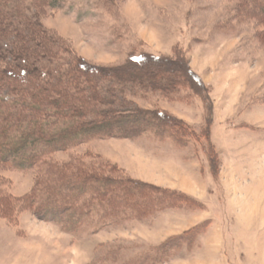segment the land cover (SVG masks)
Returning <instances> with one entry per match:
<instances>
[{"label":"rangeland","instance_id":"1","mask_svg":"<svg viewBox=\"0 0 264 264\" xmlns=\"http://www.w3.org/2000/svg\"><path fill=\"white\" fill-rule=\"evenodd\" d=\"M48 1L6 0L39 21L42 51L55 50L66 66L170 58L203 87L124 90L125 107L166 114L179 128L91 139L30 170L0 169V264H140L161 247L158 264H264V19L248 9L264 0H58L56 9ZM49 161L155 186L168 201L66 232L15 202L33 193Z\"/></svg>","mask_w":264,"mask_h":264},{"label":"trees","instance_id":"2","mask_svg":"<svg viewBox=\"0 0 264 264\" xmlns=\"http://www.w3.org/2000/svg\"><path fill=\"white\" fill-rule=\"evenodd\" d=\"M256 3L248 9L264 19V2ZM47 6L56 9L59 2L51 0ZM18 9L0 0V42L12 45L0 46V169L30 170L46 156L91 139H137L152 128H179L166 114L125 107L124 90L138 88L169 96L189 82L203 87L183 62L170 58L140 55L114 68L93 69L80 61L66 66L55 50L42 51L47 42L42 25L33 22L35 17L19 16ZM96 80L111 85L97 87ZM42 174L33 193L15 202L69 233L90 221L103 227L134 213L146 214L168 201L166 191L155 186L73 172L53 161L45 162ZM155 191L165 193V199L158 200ZM167 249H157L155 257L140 264H158Z\"/></svg>","mask_w":264,"mask_h":264},{"label":"crops","instance_id":"3","mask_svg":"<svg viewBox=\"0 0 264 264\" xmlns=\"http://www.w3.org/2000/svg\"><path fill=\"white\" fill-rule=\"evenodd\" d=\"M156 181H158V180H156ZM149 182H153V181H152V180H149ZM159 182H160V181H159ZM258 196H259V195H258ZM258 196H257V197H258ZM259 197H260V196H259Z\"/></svg>","mask_w":264,"mask_h":264}]
</instances>
